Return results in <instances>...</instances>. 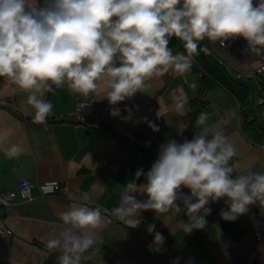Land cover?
<instances>
[{"label": "clouds", "instance_id": "1", "mask_svg": "<svg viewBox=\"0 0 264 264\" xmlns=\"http://www.w3.org/2000/svg\"><path fill=\"white\" fill-rule=\"evenodd\" d=\"M173 38L184 51H173ZM237 38L249 53L264 56V0H0V78L27 94L38 124L53 112L47 95L65 87L82 97L100 94L112 106L110 115L129 120L132 109L125 105L128 114L121 116V102L149 94L152 81L166 74L188 73L192 58L207 51L201 42L225 46ZM208 119L199 114L202 131L191 139L162 143L150 169H137L120 186L111 215L134 229L148 210L158 218L183 214L178 227L189 234L206 227L210 203L223 199L226 221H236L250 205H264V171L241 169L225 129ZM21 151L12 145L6 155ZM141 176L144 182L137 183ZM61 219L64 226L46 247L59 253V264H82L99 239L101 209L84 194ZM155 227L148 224L147 231L154 233L151 250L159 251L165 238Z\"/></svg>", "mask_w": 264, "mask_h": 264}, {"label": "crops", "instance_id": "2", "mask_svg": "<svg viewBox=\"0 0 264 264\" xmlns=\"http://www.w3.org/2000/svg\"><path fill=\"white\" fill-rule=\"evenodd\" d=\"M244 41L230 39L225 46L207 40L203 43L234 74L261 78L264 82V72L258 76L249 74L261 64V56L249 53L246 41L242 45ZM178 42L169 46L174 52L184 51ZM203 74L201 62L194 56L188 73H169L152 81L149 94L138 92L132 103L124 101L118 105L121 116L128 114L125 105L132 109L131 119L112 116L119 129L110 133L70 119L69 113L81 96L66 87L47 95L53 112L46 123H35L25 104L27 94L14 90L13 85L0 78V100L11 102L0 106V192L17 190L19 181L25 178L68 186V193L43 195L35 190L28 200L11 207L0 206V217L6 228L12 230L0 231V264H59V253L50 251L46 242L64 226L61 213L84 194L89 196L90 206L101 209L104 224L97 230L99 239L94 249L85 253L87 258L82 264H177V258L178 264H264V205L258 203L250 205L249 211L236 221L221 218V210L227 208L223 199L210 203L211 213L206 217V227L200 229V242L178 227V222L186 219L183 214L161 219L148 210L133 229L108 213L119 203L120 186L130 181L137 169H150L162 143L169 138L182 142L202 131L195 125L192 132L188 114L199 95ZM97 96L100 102L112 107L107 99ZM201 112L208 114L209 125L225 129L237 151L233 160L239 161L241 169L264 171V145L254 143L244 132L240 103L230 91L215 85L208 91ZM151 125L159 130L153 131ZM12 145H19L22 151L9 157L6 152ZM143 182L141 176L137 183ZM256 207L259 224L254 227ZM148 224H155V231L165 238L159 251L150 248L154 233L147 231Z\"/></svg>", "mask_w": 264, "mask_h": 264}, {"label": "trees", "instance_id": "3", "mask_svg": "<svg viewBox=\"0 0 264 264\" xmlns=\"http://www.w3.org/2000/svg\"><path fill=\"white\" fill-rule=\"evenodd\" d=\"M178 41V39L173 38L170 44L177 43ZM178 43L182 46V42L179 41ZM201 43L205 44L203 42ZM206 47L207 51H199V54L196 55L202 64L204 74L200 79L199 95L191 103V110L188 114L192 132L195 129L197 117L206 105V95L208 91L215 85H220L230 91L238 99L241 106L242 128L244 132L254 143L264 145V116L262 114V104H258L257 102V96L260 94V86L264 90L263 80L261 78L255 80L250 76H238V74H234L226 64L222 62L221 58L213 49L207 45ZM258 224L259 208L256 207L252 226L255 227ZM187 235L200 242L202 231L196 229Z\"/></svg>", "mask_w": 264, "mask_h": 264}, {"label": "built area", "instance_id": "4", "mask_svg": "<svg viewBox=\"0 0 264 264\" xmlns=\"http://www.w3.org/2000/svg\"><path fill=\"white\" fill-rule=\"evenodd\" d=\"M227 43V41H226ZM225 43V44H226ZM245 41L242 43V45ZM264 72V56H261V64L250 71L249 74L256 76ZM95 99V100H93ZM133 98L126 102L132 103ZM9 101L0 100V106L10 105ZM259 104H262V114L264 116V90L260 86ZM70 119L77 124H84L96 130L110 133L118 131V125L110 115V107L100 102L98 96L80 97L73 110L69 113ZM125 135L130 136L125 132ZM35 190H39L43 195L59 194L67 192L68 186L60 182L38 183L34 178H25L19 181L18 189L15 191L0 192V206L11 207L17 202L28 200L33 196ZM68 193V192H67ZM111 215V212H108ZM112 216V215H111ZM114 220H117L112 216ZM0 231L12 233V230L6 228V225L0 217ZM258 239L262 236L258 235Z\"/></svg>", "mask_w": 264, "mask_h": 264}]
</instances>
